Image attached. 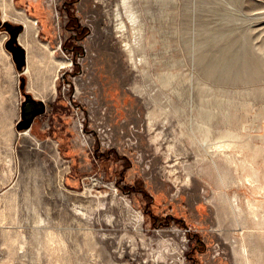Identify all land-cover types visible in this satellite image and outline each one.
I'll return each instance as SVG.
<instances>
[{
    "label": "rangeland",
    "instance_id": "obj_1",
    "mask_svg": "<svg viewBox=\"0 0 264 264\" xmlns=\"http://www.w3.org/2000/svg\"><path fill=\"white\" fill-rule=\"evenodd\" d=\"M68 1L32 77L0 5V264H264V0Z\"/></svg>",
    "mask_w": 264,
    "mask_h": 264
},
{
    "label": "bare ground",
    "instance_id": "obj_2",
    "mask_svg": "<svg viewBox=\"0 0 264 264\" xmlns=\"http://www.w3.org/2000/svg\"><path fill=\"white\" fill-rule=\"evenodd\" d=\"M129 1V0H128ZM126 0V2L128 3ZM123 2V0H122ZM125 4V2H123ZM122 4V5H123ZM0 5L3 8L5 14L7 15L8 10H10V14L13 19H15L17 22H20L24 25L25 31L23 35L20 36V41H22L25 44L26 51L30 52L34 56L41 55L39 52L40 45L37 42V20L28 16V14L25 12L24 9H16L15 11L12 9L11 0H0ZM126 5V4H125ZM118 14V13H117ZM118 16L117 18H119ZM134 18V17H133ZM132 19V18H131ZM121 23V22H120ZM42 45L45 46L47 49V43L41 42ZM45 49V51H46ZM222 55V54H221ZM32 59H29V55L27 54V67L25 69V73L29 74L31 77L33 76L32 73L36 70V66H34V63ZM218 61H209L206 63V71L209 77H227L229 74H234L233 69H238L236 58H231L230 60L227 59V57L224 58H218ZM205 61L202 56L200 57V63ZM66 62L62 61V65H64ZM243 67L242 69H244ZM37 75L35 74V80H37ZM28 133V131L24 132Z\"/></svg>",
    "mask_w": 264,
    "mask_h": 264
},
{
    "label": "water",
    "instance_id": "obj_3",
    "mask_svg": "<svg viewBox=\"0 0 264 264\" xmlns=\"http://www.w3.org/2000/svg\"><path fill=\"white\" fill-rule=\"evenodd\" d=\"M6 27L12 35V40L9 43L8 48L14 54L20 72H23L24 68L27 65V56L25 49L18 42V38L24 32L25 28L23 27V25L17 26L9 23L6 24ZM22 81V88L24 89V79ZM22 111L23 121L19 124L18 128L21 130H29L31 129L35 119L38 116L44 115L47 112V109L43 102L36 101L31 97L30 94H26V100L23 103Z\"/></svg>",
    "mask_w": 264,
    "mask_h": 264
},
{
    "label": "crops",
    "instance_id": "obj_4",
    "mask_svg": "<svg viewBox=\"0 0 264 264\" xmlns=\"http://www.w3.org/2000/svg\"><path fill=\"white\" fill-rule=\"evenodd\" d=\"M44 1L45 0H18V2H20L21 6L23 7V8H18V9H24L25 11H28V9H35V11H33V13L35 15H36V13L41 15L40 8H42V6H44ZM45 86L47 88V90H45L47 93L54 91L53 87L51 88V86H48V85H45Z\"/></svg>",
    "mask_w": 264,
    "mask_h": 264
},
{
    "label": "flooded vegetation",
    "instance_id": "obj_5",
    "mask_svg": "<svg viewBox=\"0 0 264 264\" xmlns=\"http://www.w3.org/2000/svg\"><path fill=\"white\" fill-rule=\"evenodd\" d=\"M75 2H76V0L68 1V2H67L68 5H65L66 10H68V9L70 8V6L74 5Z\"/></svg>",
    "mask_w": 264,
    "mask_h": 264
}]
</instances>
